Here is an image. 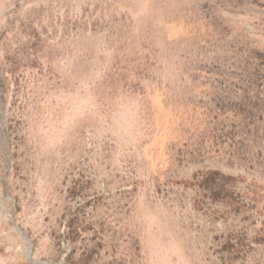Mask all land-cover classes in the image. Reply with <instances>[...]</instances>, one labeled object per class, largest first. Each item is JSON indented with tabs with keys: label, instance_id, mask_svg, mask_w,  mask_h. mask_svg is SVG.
I'll return each instance as SVG.
<instances>
[{
	"label": "rangeland",
	"instance_id": "rangeland-1",
	"mask_svg": "<svg viewBox=\"0 0 264 264\" xmlns=\"http://www.w3.org/2000/svg\"><path fill=\"white\" fill-rule=\"evenodd\" d=\"M0 264H264V0H0Z\"/></svg>",
	"mask_w": 264,
	"mask_h": 264
},
{
	"label": "water",
	"instance_id": "water-1",
	"mask_svg": "<svg viewBox=\"0 0 264 264\" xmlns=\"http://www.w3.org/2000/svg\"><path fill=\"white\" fill-rule=\"evenodd\" d=\"M18 230V229H17ZM23 238H25V236L23 235Z\"/></svg>",
	"mask_w": 264,
	"mask_h": 264
}]
</instances>
